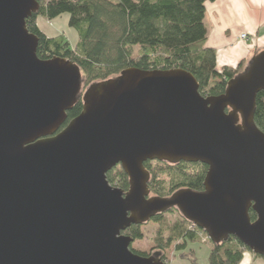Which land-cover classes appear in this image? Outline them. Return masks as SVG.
Returning <instances> with one entry per match:
<instances>
[{
	"label": "water",
	"instance_id": "water-1",
	"mask_svg": "<svg viewBox=\"0 0 264 264\" xmlns=\"http://www.w3.org/2000/svg\"><path fill=\"white\" fill-rule=\"evenodd\" d=\"M38 8L0 0V264H163L133 253L123 233L171 208L213 243L232 237L264 258V135L253 119L264 50L220 97L203 98L180 69H126L81 93L78 67L37 57L26 20ZM147 161L206 165L204 190L150 197ZM116 166L126 193L106 180Z\"/></svg>",
	"mask_w": 264,
	"mask_h": 264
},
{
	"label": "trees",
	"instance_id": "trees-1",
	"mask_svg": "<svg viewBox=\"0 0 264 264\" xmlns=\"http://www.w3.org/2000/svg\"><path fill=\"white\" fill-rule=\"evenodd\" d=\"M36 1L39 11L26 20V28L38 37L37 57L43 61L55 57L70 61L79 68L84 88L115 80L126 69H180L198 82L203 98L220 97L228 82L243 72L251 58L262 51H253L251 58L240 62L237 68L216 67L215 51L204 46L207 39L205 4L213 0ZM64 13L69 16L68 26L77 32L73 46L65 35L49 37L37 25V18L54 21ZM255 98L253 119L264 135V91ZM82 107L79 99L68 111L67 121L55 136L77 118ZM143 168L148 172L149 196L158 199H169L181 189L202 193L208 170L206 165L198 163L168 165L159 161H147ZM106 180L124 193L128 191L129 179L120 166L109 171ZM249 217L251 222L257 218L253 210L249 211ZM149 222L157 228L156 247L149 255L133 250L132 245L130 249L139 256L157 255L163 264H168L164 251L172 245L176 252L195 242L210 245L208 264H239L247 251L232 237L213 243L205 231L192 227L175 208L151 217L145 223L132 225L123 234L135 243L143 237L140 227Z\"/></svg>",
	"mask_w": 264,
	"mask_h": 264
},
{
	"label": "crops",
	"instance_id": "crops-1",
	"mask_svg": "<svg viewBox=\"0 0 264 264\" xmlns=\"http://www.w3.org/2000/svg\"><path fill=\"white\" fill-rule=\"evenodd\" d=\"M205 47L213 49L216 67L237 68L249 60L255 50H264V0H213L205 4ZM241 34L247 40H240ZM248 36V38H247ZM170 259L168 264H182L186 258ZM188 263L191 259L186 260ZM239 264H264L245 252Z\"/></svg>",
	"mask_w": 264,
	"mask_h": 264
},
{
	"label": "rangeland",
	"instance_id": "rangeland-1",
	"mask_svg": "<svg viewBox=\"0 0 264 264\" xmlns=\"http://www.w3.org/2000/svg\"><path fill=\"white\" fill-rule=\"evenodd\" d=\"M68 14L64 13V15H61L60 17H57L53 19L54 21H48L42 18H37V25L40 29V31L44 32L49 37H54V35H65L67 38V41H69L70 45L73 46L76 43L77 39V32L73 29H71L68 26ZM87 88H84V85L82 87V93ZM155 162V161H151ZM141 233H143L142 239L139 241L132 243V249L137 252H143L145 254H150L151 250L156 247L158 244L155 241L156 235H157V228L156 225L153 222H149L148 224L142 225L140 227ZM209 248L210 245L207 244H200L198 242L190 244L186 249H184L181 252L174 251L173 245L169 248H167L164 252L166 254V260L169 261L170 259H173V257H176L175 262L180 261V256H183L184 258L191 259L192 262L188 263L186 260L182 264H208L207 259L209 255ZM248 252V251H245ZM244 252V253H245ZM253 258L257 257L253 255L250 251L248 252ZM179 257V259H178ZM263 260V259H262ZM264 261V260H263Z\"/></svg>",
	"mask_w": 264,
	"mask_h": 264
},
{
	"label": "built area",
	"instance_id": "built-area-1",
	"mask_svg": "<svg viewBox=\"0 0 264 264\" xmlns=\"http://www.w3.org/2000/svg\"><path fill=\"white\" fill-rule=\"evenodd\" d=\"M239 38H240V40H244V41L247 40L245 34H241V35L239 36ZM247 38H248V36H247ZM192 227H195V226H192ZM202 241L205 243V238H204Z\"/></svg>",
	"mask_w": 264,
	"mask_h": 264
},
{
	"label": "flooded vegetation",
	"instance_id": "flooded-vegetation-1",
	"mask_svg": "<svg viewBox=\"0 0 264 264\" xmlns=\"http://www.w3.org/2000/svg\"><path fill=\"white\" fill-rule=\"evenodd\" d=\"M82 87V86H81Z\"/></svg>",
	"mask_w": 264,
	"mask_h": 264
}]
</instances>
